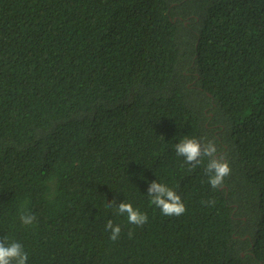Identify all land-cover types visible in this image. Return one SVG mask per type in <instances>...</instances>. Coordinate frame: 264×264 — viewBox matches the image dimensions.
I'll return each instance as SVG.
<instances>
[{"label": "trees", "instance_id": "obj_1", "mask_svg": "<svg viewBox=\"0 0 264 264\" xmlns=\"http://www.w3.org/2000/svg\"><path fill=\"white\" fill-rule=\"evenodd\" d=\"M186 135L216 143L221 187ZM155 180L185 213L150 205ZM4 236L27 264H264V0H0Z\"/></svg>", "mask_w": 264, "mask_h": 264}, {"label": "clouds", "instance_id": "obj_2", "mask_svg": "<svg viewBox=\"0 0 264 264\" xmlns=\"http://www.w3.org/2000/svg\"><path fill=\"white\" fill-rule=\"evenodd\" d=\"M177 156L184 157V162L196 168L207 158L205 175L212 188H219L224 184L225 177L231 173L230 164L222 155H218V147L214 141L201 140L196 137L184 136L175 144ZM147 195L150 198V205L159 208L165 216H180L186 211V206L181 196L166 183L158 180L149 184ZM207 204L209 201H204ZM214 203V201L212 202ZM107 208L114 209L119 215H126L129 224L142 227L148 221V215L139 208L134 207L131 202L123 201L116 204L108 201ZM19 219L24 226H33L36 216L26 206L21 207ZM105 231L110 233V240L115 242L120 239L121 225L114 224L108 220ZM133 235L129 231V237ZM29 253L23 244L16 240H10L7 236L0 238V264H27Z\"/></svg>", "mask_w": 264, "mask_h": 264}]
</instances>
